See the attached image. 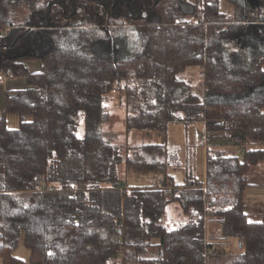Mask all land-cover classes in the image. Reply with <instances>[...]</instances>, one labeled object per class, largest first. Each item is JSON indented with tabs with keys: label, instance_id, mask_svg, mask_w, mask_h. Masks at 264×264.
<instances>
[{
	"label": "trees",
	"instance_id": "trees-1",
	"mask_svg": "<svg viewBox=\"0 0 264 264\" xmlns=\"http://www.w3.org/2000/svg\"><path fill=\"white\" fill-rule=\"evenodd\" d=\"M219 1L0 0V83L6 70L25 82L0 114L2 264H264V215L244 211L248 173L264 161V0H228L231 13ZM192 66L206 99L179 76ZM113 93L127 129L165 136L203 121L204 178L175 183L164 143L113 144L101 128ZM227 137L240 155L215 147ZM121 164L158 177L126 186ZM171 202L187 218L174 227ZM21 233L27 260L14 254ZM229 237L239 253L213 249Z\"/></svg>",
	"mask_w": 264,
	"mask_h": 264
},
{
	"label": "rangeland",
	"instance_id": "rangeland-1",
	"mask_svg": "<svg viewBox=\"0 0 264 264\" xmlns=\"http://www.w3.org/2000/svg\"><path fill=\"white\" fill-rule=\"evenodd\" d=\"M191 1V0H190ZM252 1V0H251ZM254 1V0H253ZM219 9L225 13H231L233 5L228 0L219 1ZM128 39L129 41L135 38L136 34L131 27L128 26ZM244 44L243 42H240ZM248 43V42H246ZM250 45V44H249ZM255 44H251V46ZM227 46L233 49L234 43L230 40L227 42ZM37 62V61H35ZM32 64H36L33 63ZM201 69L198 67H188L179 76L189 82L193 91L201 98L206 99L204 94L203 79L200 76ZM2 82L8 80L3 77ZM1 101V100H0ZM108 119L102 124L101 128L109 136L113 144L121 145L124 148L129 146H141L144 144H166L168 151L172 155L173 161L167 166L166 172L173 177V181L178 184L185 182L186 178H196L198 180L203 179L204 176V155L206 144L204 141V123L201 120H197L194 123L185 126L179 123H171L167 127L166 135L164 136L160 132L141 129H127L125 119L127 116V107L124 102V95L122 93L110 94L105 101ZM1 114V109H0ZM4 117L9 127H17L19 124V116L14 112H5ZM84 119L81 116L79 125L77 128V134L83 135L84 132ZM241 144H244L242 137L239 138ZM224 143L221 148L228 154H241L239 148L233 145L232 138L227 137L224 139ZM230 146H234L231 148ZM263 168L264 161L255 166V169L259 170ZM264 172V171H262ZM259 174V173H258ZM158 176L148 174H135L126 170L125 165L121 164L118 167V181L122 182L126 186H148L153 184ZM264 178L261 175L260 178ZM257 179L256 173L252 174L249 178L250 182H254ZM244 211L248 218L253 221L260 220L264 215V185L250 184L244 197ZM187 221L186 216L182 213L181 207L177 202H171L166 206V214L164 217V223L168 227H174L180 223ZM231 241L228 243L220 244L216 241L213 245V249L216 252L230 250L237 251L238 240L235 237H230ZM235 246V248H234ZM28 252L24 245L23 233H21L18 245L14 250V254L21 257V254ZM22 258V257H21ZM25 259V258H24Z\"/></svg>",
	"mask_w": 264,
	"mask_h": 264
},
{
	"label": "crops",
	"instance_id": "crops-1",
	"mask_svg": "<svg viewBox=\"0 0 264 264\" xmlns=\"http://www.w3.org/2000/svg\"><path fill=\"white\" fill-rule=\"evenodd\" d=\"M33 63H36V64H32V62H29V67L30 69L32 70H36L38 67H39V63L38 62H35L33 61ZM8 78V80L6 81H3L0 85V109H1V113L4 111V98H5V94L7 92H13L14 90H17V89H20V88H24L25 87V82H24V79L21 78V77H6ZM205 141V140H204ZM206 147V144L204 145V148ZM216 148H220L221 146L216 144L215 145ZM231 148H233L234 146H230ZM264 171L263 168H259V170L255 169V167H252L250 172L248 173V182H249V185L250 184H255V185H264V178H260L261 175H264ZM256 173L257 175V179L254 181V182H250L249 181V178L252 174ZM259 173V174H258ZM204 178V176H203ZM165 214H166V211H165ZM208 226H212V223L211 222H208L206 224V229H208ZM232 238V237H231ZM238 240V239H237ZM217 241V240H216ZM228 241H231L230 240V237L227 239V240H218L217 242L220 243V244H225V243H228ZM235 248V246H234ZM238 249H236L237 251H233L234 253H231L230 250H226V251H219V252H222V253H227V254H237L241 251L240 249V244H239V241H238ZM21 257L22 259L24 260H27L28 257H29V251L24 253V254H21ZM0 264H2L1 262V259H0Z\"/></svg>",
	"mask_w": 264,
	"mask_h": 264
},
{
	"label": "built area",
	"instance_id": "built-area-1",
	"mask_svg": "<svg viewBox=\"0 0 264 264\" xmlns=\"http://www.w3.org/2000/svg\"><path fill=\"white\" fill-rule=\"evenodd\" d=\"M4 76H7V77H12V73L10 72V70H6V72L4 73ZM200 76H202L201 74H200ZM211 250H207V254H211Z\"/></svg>",
	"mask_w": 264,
	"mask_h": 264
}]
</instances>
